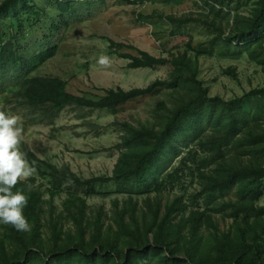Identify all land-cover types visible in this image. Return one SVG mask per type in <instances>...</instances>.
I'll use <instances>...</instances> for the list:
<instances>
[{"label": "trees", "instance_id": "obj_1", "mask_svg": "<svg viewBox=\"0 0 264 264\" xmlns=\"http://www.w3.org/2000/svg\"><path fill=\"white\" fill-rule=\"evenodd\" d=\"M201 1L209 15L161 19L173 25L172 35L191 22H205L217 33L208 42L196 44L192 38L161 58L121 54L125 46L111 45L130 69L169 68L168 79L130 91L80 94L71 93L60 78L36 73L56 57L59 33L82 23L83 5L93 4L55 1L63 21L48 22V36L24 45L35 39L38 27L44 29L45 11L36 0L0 3V104L17 101L32 113V123L53 125L71 107L118 115L131 103L158 100L146 123L117 124L124 135L112 176L85 179L24 149L32 177L18 180L12 191L28 199L23 215L30 230L0 223V264H264V87L226 100L212 96L201 79L202 58L247 55L264 67V0H238L252 3V9L248 16L237 11L234 17L219 0ZM223 15L228 33L217 22ZM224 73L239 79L236 68ZM188 176L200 183L198 193L163 201ZM110 197H116L111 210L89 202Z\"/></svg>", "mask_w": 264, "mask_h": 264}, {"label": "rangeland", "instance_id": "obj_2", "mask_svg": "<svg viewBox=\"0 0 264 264\" xmlns=\"http://www.w3.org/2000/svg\"><path fill=\"white\" fill-rule=\"evenodd\" d=\"M3 1L0 0V3ZM36 1L38 7L45 11L43 25L41 24V28L44 27L45 30L38 27L36 32L32 33L35 39L29 41L24 38L23 40L26 39L24 45L35 44L37 38L48 36L46 30L48 22L59 24L63 21L55 3L57 0ZM219 1L225 4L223 10L229 11L233 17L237 11L248 16L252 9V3L244 1ZM75 2L91 3L93 7L83 5L85 8L81 13L84 15L83 22L59 33L56 40L60 44V49L56 57L36 73L37 76L64 80L68 83L69 91L75 94L119 88L130 91L146 88L157 80L168 79L169 68L130 69L128 60L111 51L112 43L125 46L120 51L121 54L138 57L140 52H146L161 58L168 57L170 52L183 49L192 38L197 44L208 42L217 36L205 22H191L183 31L172 35L173 25L161 19V16H173L178 19L198 20L203 14L209 15L210 8L201 0H184L179 4L145 2L135 5L127 4L123 0H75ZM212 20L214 16H210L209 21ZM228 21L224 15L217 19L218 24H223L226 33L229 32ZM101 56L109 58L107 66L98 63ZM229 68H236L238 71L237 81L224 73ZM201 79L211 88L212 96L230 100L243 96L253 89L263 88L264 67L251 61L247 55L237 60L202 58ZM157 104V99L141 100L125 106L118 115L71 107L63 111L53 125L32 123V113L17 101H5L0 104V108L6 109L8 115L15 116L17 126L22 128L17 150L24 160L26 148L38 158L49 161L60 169L68 167L78 176L90 179L112 176L114 172L120 158V152L116 147L124 135L117 124L129 122L137 126L146 123L152 119ZM26 164L31 169L30 163ZM175 165L179 166L180 160ZM186 173L190 172L186 170ZM31 177L32 171L22 180L27 181ZM183 184L182 188L175 191L169 189L163 201L173 200L176 194L183 192L193 195L201 189L200 183H192L189 176L184 179ZM113 198L116 197L96 198L89 202L94 207L105 205L107 210H111ZM219 222L224 228H228L227 224H223L222 217H219Z\"/></svg>", "mask_w": 264, "mask_h": 264}, {"label": "clouds", "instance_id": "obj_3", "mask_svg": "<svg viewBox=\"0 0 264 264\" xmlns=\"http://www.w3.org/2000/svg\"><path fill=\"white\" fill-rule=\"evenodd\" d=\"M98 63L107 66L109 58L101 56ZM17 125L15 116L0 111V223L10 224L20 232H27L30 225L23 215V209L28 199L22 192L12 191L18 180L29 176L31 172L17 150L22 136V128Z\"/></svg>", "mask_w": 264, "mask_h": 264}]
</instances>
